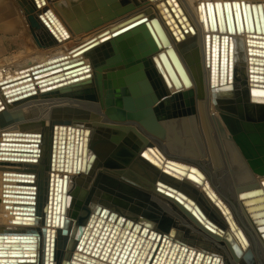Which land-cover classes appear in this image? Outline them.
<instances>
[{"label": "water", "instance_id": "water-1", "mask_svg": "<svg viewBox=\"0 0 264 264\" xmlns=\"http://www.w3.org/2000/svg\"><path fill=\"white\" fill-rule=\"evenodd\" d=\"M17 1L24 10L30 28L33 30V37L40 47H52L59 44L62 38H69L67 30L57 21L51 9L45 5V0ZM247 4L245 0L242 2L226 0L224 3L216 2L214 5L207 3L208 16L204 4L201 5L203 9L200 8V12L205 26L209 27L208 17L210 28L213 30L212 34L206 36L203 61L207 67H210L208 85L211 86L209 88L211 98L215 104H219L218 110L240 147L247 165L255 173L264 176V100L260 99L264 95L258 94L259 92L264 93V65H257L258 63L264 64V59H259L256 56V54H264V49H262L264 40L257 39L253 33H248L246 40L229 36L225 24L222 23L223 12H225L229 30L234 32V14L238 29L242 30L241 8L246 21L248 16L251 17L250 6ZM42 5H44L43 9H41ZM139 5L138 0H70L69 6L74 8L73 11L68 6L56 3L67 26L75 34L90 32L117 20L118 22L105 28L87 42L72 48L67 55L52 54L45 62L30 65L16 77L0 81L4 93L9 96L8 102L15 103L37 96L38 93L69 94L87 100L100 101L111 118L120 121L127 119L140 121L151 132L163 136L160 129L157 128L156 117L160 120L177 117L184 113L183 107L186 103L191 107L194 106L193 90L181 91L182 80L188 86L192 85V80L171 45L172 41L159 19L157 17L148 18L142 11L134 14V9ZM237 5L239 8L236 7ZM81 6H84V9H81ZM256 6L258 7L255 12L257 20L258 17L262 19L261 4L253 3V7ZM165 10L168 11V8L165 7ZM216 12L220 19L219 25L215 20ZM129 13L128 17L120 19ZM163 17L170 25L167 16L164 14ZM51 23L58 26L59 34L52 29ZM249 27L252 31L253 26L249 25ZM170 28L177 40L181 41L174 27L170 25ZM258 28L261 32L259 23ZM220 32L222 33L220 34ZM247 42L251 43L253 47L250 46L247 49ZM181 49L186 52L187 45L181 44ZM85 57L90 58L91 63L87 64ZM170 59L177 68L176 70ZM186 59L192 64L190 56L187 55ZM250 61L252 64H248ZM92 66L95 68L94 73L91 72ZM192 70L195 74L193 64ZM198 82L201 86V80ZM173 85L178 89L176 92L171 90ZM199 96L203 97L201 91ZM4 108L0 107L1 116L5 115L1 114L5 111ZM193 113L203 143L218 161V165H214V163L204 165L205 173L217 193L228 203L229 209L236 211L244 224L245 233L249 236L257 258L256 264H264L263 186L257 185L250 176L233 150L215 114L197 111H193ZM62 123L65 125L60 126L61 134L57 136V133H54L43 147L33 149V138L29 140L31 141L29 143L3 141L1 146L5 154L20 157L21 160L29 164L23 170L24 172L33 171L34 169L29 166H33L38 161L36 158L41 155L40 160L45 164L43 168L46 166L52 170L50 175L45 176V192L48 194L49 189L50 192L49 202L44 206V210L47 211V207L49 208L50 217L53 216L52 221H55L59 216L60 221L64 219V223H67L71 219L66 206L63 207V205L65 200L67 201L68 182L65 180L66 176L65 178L60 177L59 172L69 170L72 165L75 166V170L80 168L83 144L84 167L87 165L90 153H88V144L85 143L88 139L85 137V142L83 141V130L77 129L78 140L74 146V128L81 125H69L65 143L64 132L66 124L69 122ZM22 130L28 131L20 132L24 136L38 137L42 135V133L32 132V129L28 128H22ZM89 133L90 128H86L85 134ZM3 134L8 136L10 132ZM92 148L106 165H118L107 155L108 148L105 147L101 150L96 142ZM148 149L158 151L157 146L152 143L149 144ZM146 153L147 150L143 154ZM65 155L66 157H64ZM99 158L96 159V163ZM168 164H174V162L169 161ZM139 168L144 171L146 176L149 175L144 167ZM55 170L58 172L55 173ZM27 173L20 174L30 178L35 176V173H29V175ZM42 177H44L43 174ZM49 180H51V185H49ZM27 181L35 183L32 180ZM262 184L264 185V180ZM26 186L38 187L31 184ZM154 198L161 205L165 215L173 219L183 229L190 243L213 253V258L211 255H206L203 260H200L202 259L200 257L192 260L193 255L189 254L185 264L189 262L191 264H239L236 245L229 236L211 238L204 236L189 223L187 215L172 199L162 195L154 196ZM25 207L33 209L30 206ZM29 214L22 216L27 217L28 220H36V217L28 216ZM116 217L117 213H110L108 209L98 207L93 215L94 219H90L85 227L79 245H82L84 237L87 236L84 251L87 253L91 249L93 251L92 256H87L86 253L84 255L93 261L96 259L95 256H100L102 260H108V263H98L99 261L91 263L162 264L160 262L164 254L169 253L168 248L166 252L160 254L166 239L162 238L159 246L154 243L151 252L148 253L146 247H150L152 240L156 238L155 234H150L149 239L144 243L145 248L141 249L139 255L136 256L135 254L140 250L142 234H145L147 227L141 230V235L136 239L135 232L140 228L138 224L134 225V220H137L134 214L126 212L117 220ZM139 221L142 223V219ZM130 228L131 231H129ZM47 230L50 232V228ZM172 232L177 234L175 228H172ZM178 236L180 237V235ZM4 239L12 241L13 244L2 247ZM63 243L64 240L58 241L59 246H62ZM53 246L54 244L49 241L48 236L45 242L44 264H52L49 255L53 256ZM37 247L39 244L36 243L34 235L19 233L5 235L0 238V256L7 257L14 254L17 257H14L13 260L4 259V262H0V264L32 263L35 259L31 256L36 254L34 251ZM26 250L28 252H22ZM156 250L158 254L154 255ZM176 250H172L167 264H173ZM108 256L109 259H107ZM76 258L77 255H75ZM71 263L82 264L76 260H71ZM179 263L180 258L176 264ZM243 264L246 263L243 262Z\"/></svg>", "mask_w": 264, "mask_h": 264}, {"label": "bare ground", "instance_id": "bare-ground-1", "mask_svg": "<svg viewBox=\"0 0 264 264\" xmlns=\"http://www.w3.org/2000/svg\"><path fill=\"white\" fill-rule=\"evenodd\" d=\"M138 1L140 5L134 9V14L142 11L144 16L148 18L157 17L170 37L171 45L174 47L176 54L179 55L185 70L192 80V85L188 86L180 76L182 80L181 91L193 90L194 106L191 107L186 103L183 107L184 113L177 117L161 120L156 117L157 128L163 134V136H158L148 130L140 121L134 119L120 121L111 118L100 101L87 100L86 98H79L69 94L38 93L37 96L9 103V96L4 93V89L0 86V107H5V111L1 113L5 115H0V238L17 233L34 235L39 247L34 251L36 254L31 256L35 261L27 264L45 263V242L48 236L49 241L54 244L53 256L52 254L49 255V260H51L52 264H72L71 260L79 261L82 264H92L91 262L96 263L97 261H99L98 263H108V260H102L100 256H95L96 259L93 261L90 257L84 255L86 253L87 256H92L93 251L92 249L88 253L84 251V243L87 236L84 237L82 245H79L84 229L96 213V208L102 207V209H108L110 213H117L116 220L119 216L125 215L126 212H132L134 217L137 218V220H134V225L138 224L140 228L139 231L135 232L136 239L141 235V230L147 227L145 234H142L144 239H141L140 250L135 254L136 256L139 255L141 249L145 248L144 243L149 239L150 234H155L156 238L152 240L150 247H146V250L150 253L153 244L157 243L159 246L161 239L165 238L166 241L160 254L166 252L168 248L169 253L164 254L165 258L163 257L160 262L162 264L168 263L172 250L177 248L173 264H176L179 258V264H185L189 254L193 255L192 260L197 257L203 260L206 255H211L213 258L211 251L190 243L183 229L173 219L165 215L161 205L154 198V196L162 195L172 199L187 215L189 223L204 236L208 238L229 236L236 245L239 264H243V262L256 264L257 258L249 236L245 233L244 224L236 211L229 209L228 203L217 193L205 173L204 165L212 163L218 165V161L203 143L193 113V111H197L215 114L236 155L254 182L263 186L262 192L264 194V185L262 184L264 176L255 173L247 165L240 147L218 110L219 104H215L211 98V92L209 91L211 86L209 87L208 85L210 67H207L205 61H203L206 36L212 34L213 30L210 28L208 17L209 27L205 26L200 6L204 4L208 16L207 3L214 5L216 2L224 3L226 0ZM239 2H242V0H239ZM45 3L51 9L57 21L67 30L70 35L69 38H62L59 44L48 48L40 47L36 43L41 50L37 55L31 57H28L23 52L18 53L14 56L17 58L16 63L6 66L0 65V81L16 77L30 65L45 62L52 54L67 55L72 48L87 42L105 28L118 22L117 20L95 28L90 32L75 34L69 29L64 17L56 6V3H60L74 11V8L69 6L70 0H56L55 2L45 0ZM245 3L250 6L251 17L249 18L248 16L246 21L241 8L242 30L238 29L235 19L236 15L233 14L235 31L230 32L228 18L223 12L222 23L225 24L227 33L229 36L240 37L245 40L248 37V33H253L257 39L264 40V0H245ZM253 3L261 4L262 19L258 17L257 20L255 12L258 7L254 8ZM165 7L168 8V11L165 10ZM43 8L44 5H42L41 9ZM80 8L84 9V6ZM164 14L167 16L170 25L178 33L181 41H178L173 34L170 25L163 17ZM129 15L130 13L120 17V19H125ZM215 20L217 25H219L220 19L217 12ZM258 23L261 32H259ZM53 24L51 25L52 29L59 34L58 26ZM249 25L253 26L252 31ZM31 32H33L32 28ZM181 44L187 45L186 52L182 51ZM250 46L252 44L247 42L246 48L249 49ZM255 47L260 48L263 46ZM187 55L190 56L195 67V74L192 70V64L186 59ZM256 56L259 59H264V54H256ZM85 60L87 64L91 63L90 58L85 57ZM170 61L173 64L171 59ZM248 64H252L251 61ZM257 65L264 64L258 63ZM173 66L175 68L174 64ZM91 72H95L93 66ZM199 80H201V86L198 82ZM171 90L176 92L178 89L173 85ZM200 91L203 97L199 96ZM260 99L264 100V97ZM64 121L69 122V124H66L64 132L65 143L67 142L69 125L80 124V127L74 128V146L78 140L77 129L83 130V141L85 142V137L88 139L85 143L88 144V153H90L87 165L84 167L83 144L80 168L75 170V166L73 167L72 165L69 170L59 172L60 177L65 178L66 176L65 180L68 182L67 201L65 200L63 205V207L66 206L69 213L68 216L71 219L67 223H64V219L60 221L59 216H57L55 221H52L53 216L50 217L49 208L47 207V211L44 210V206L49 202L50 192L49 188L48 194L45 192V176L50 175L52 170L46 166L43 168L45 164L40 160L41 155L36 158L38 161L33 166H29L34 170L24 172L23 170L29 164L21 160L20 157L5 154L1 146L3 141L29 143L31 142L29 140L33 138V149L43 147L48 138L53 137L54 133H57V136L61 134L60 126L62 124L65 125V123H62ZM57 125L58 128H56ZM22 128L32 129V132L42 133V135L38 137L21 135L20 132L22 131L28 132L27 130H22ZM86 128H90L88 135L85 134ZM7 132H10V134L5 136L3 133ZM95 142L101 150L105 149V147L108 148L107 155L118 165H106L92 148ZM150 143L157 146L158 151L148 149ZM145 150H147V153L143 154ZM97 158H99V161L96 163ZM169 161L174 162V164H168ZM139 167H144L149 175L146 176ZM43 169L45 170L43 171ZM27 172L35 173V176L30 178L27 175L20 174ZM54 172L56 173L58 170ZM29 173L27 174L29 175ZM42 174L44 177H42ZM27 180L35 181V183H29ZM30 184L38 187L31 188L26 186ZM49 185H51V180H49ZM25 206L33 207V209ZM28 213H30L28 216H34L36 220H28L27 217L22 216ZM107 215L109 217L110 214L108 213ZM141 219L142 223L139 221ZM167 227L170 229L167 230ZM49 228L50 232L47 230ZM172 228L177 231L176 235L172 232ZM131 230L130 228L129 231ZM60 240H64L62 246L58 244ZM12 244V241L9 242L4 239L1 246H11ZM22 249L25 250L26 248ZM157 250L154 255L158 254ZM7 252L9 253L10 251ZM22 252H28V250ZM75 255H77L76 259ZM14 257L17 256L14 254H10L7 257L0 256V262H4V259L13 260ZM107 259H109V256ZM111 264H116V262ZM188 264L191 263L189 262Z\"/></svg>", "mask_w": 264, "mask_h": 264}, {"label": "crops", "instance_id": "crops-1", "mask_svg": "<svg viewBox=\"0 0 264 264\" xmlns=\"http://www.w3.org/2000/svg\"><path fill=\"white\" fill-rule=\"evenodd\" d=\"M26 14L17 0H0V60L38 49ZM40 49V48H39Z\"/></svg>", "mask_w": 264, "mask_h": 264}, {"label": "rangeland", "instance_id": "rangeland-1", "mask_svg": "<svg viewBox=\"0 0 264 264\" xmlns=\"http://www.w3.org/2000/svg\"><path fill=\"white\" fill-rule=\"evenodd\" d=\"M53 2H55L56 0H52ZM41 49H35L33 52L30 51L31 53L28 54V57H31V56H34V55H37L38 52L40 51ZM39 54H42V53H39ZM17 62V58L14 57V58H7V59H3V60H0V65H9V64H13V63H16ZM31 185H34V184H31Z\"/></svg>", "mask_w": 264, "mask_h": 264}, {"label": "snow or ice", "instance_id": "snow-or-ice-1", "mask_svg": "<svg viewBox=\"0 0 264 264\" xmlns=\"http://www.w3.org/2000/svg\"><path fill=\"white\" fill-rule=\"evenodd\" d=\"M219 7V6H218ZM237 8H239V5L236 6ZM201 8L203 9V6H201ZM260 95H264V93H259Z\"/></svg>", "mask_w": 264, "mask_h": 264}]
</instances>
